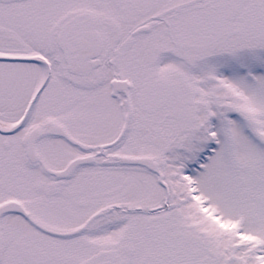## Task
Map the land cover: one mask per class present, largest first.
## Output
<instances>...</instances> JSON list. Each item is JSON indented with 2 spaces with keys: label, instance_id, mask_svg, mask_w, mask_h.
<instances>
[{
  "label": "snow or ice",
  "instance_id": "6c2138e0",
  "mask_svg": "<svg viewBox=\"0 0 264 264\" xmlns=\"http://www.w3.org/2000/svg\"><path fill=\"white\" fill-rule=\"evenodd\" d=\"M0 264H264V0H0Z\"/></svg>",
  "mask_w": 264,
  "mask_h": 264
}]
</instances>
